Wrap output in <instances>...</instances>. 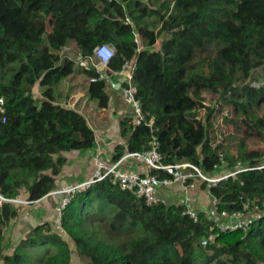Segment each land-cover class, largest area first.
<instances>
[{
    "label": "trees",
    "instance_id": "16d2710c",
    "mask_svg": "<svg viewBox=\"0 0 264 264\" xmlns=\"http://www.w3.org/2000/svg\"><path fill=\"white\" fill-rule=\"evenodd\" d=\"M70 42L83 56L98 44H112V70L134 62V97L144 120L154 117L152 127L121 118L126 141L114 147L112 159L148 148L153 138L164 162L188 161L206 171L214 169L220 151L225 172L237 161L252 166L264 159L262 149L224 148L213 127L217 113L227 109L225 121L250 136L263 135L264 113L255 110L264 107V86L251 83L254 70L264 67V0H0L5 197L41 199L54 190L65 154L96 144L85 115L61 101L55 85L83 75L79 86L99 108L109 106L106 87L113 86L94 67L60 58ZM202 93L216 100L204 104ZM200 185L209 188L218 211L240 210L248 201L254 212L249 229L220 231L203 211L194 219L183 203L149 205L106 177L71 198L60 224L56 215L36 224L9 251L2 250L5 230L20 214V203L4 201L0 264H73L71 245L86 264H264V169ZM203 238L210 243L203 245Z\"/></svg>",
    "mask_w": 264,
    "mask_h": 264
},
{
    "label": "built area",
    "instance_id": "2783aa9c",
    "mask_svg": "<svg viewBox=\"0 0 264 264\" xmlns=\"http://www.w3.org/2000/svg\"><path fill=\"white\" fill-rule=\"evenodd\" d=\"M108 1L117 3L123 2V0ZM74 46L73 43L72 48H76L77 51L75 54H61L59 55L60 58H68L76 65L83 68H89L90 66L94 67L98 72L99 79L105 78L108 81H119L124 99L131 105L133 123L139 125L144 122V124L152 127L154 117L152 116L150 120H144L141 104L134 97V88L131 84L134 62L132 64H124L120 70H112L109 68V62L115 55V48L112 44L102 43L96 45L90 56H83L78 48ZM66 47L67 45L64 46V48ZM260 84L264 86V78L261 79L260 83H251L253 86H259ZM204 104L207 103L205 102ZM225 115L226 114H222V116ZM5 121L6 107L4 99L0 97V123H4ZM215 125L217 127V123L214 121V129ZM216 131L217 130H214L215 137L218 138ZM158 146V141L153 138L149 142L148 148L142 151L125 150L118 159H112V156L109 159L104 158L103 151L99 147L95 148V150L90 149L88 155H91V162L94 167L92 175L83 182L75 185H65L59 189V192H61L63 196L55 210L58 224H60L62 209L65 208L76 193L88 189L93 183L103 180L106 177H109L111 182L117 185L119 189L123 191L129 190L133 192L136 197L143 198L147 204L151 205L158 203L169 204L167 197L161 195L162 190L167 191L168 188L172 189L175 186H182L186 192L187 189L195 183H207L209 187L217 186L220 181L232 177L239 172L264 169V159L260 163L252 166L237 161L230 171L225 172L223 169L227 164V160L225 154L221 151L218 154V163L213 165L214 169L212 171H206L202 167L188 161L166 163L164 162L163 155L159 151ZM131 160L138 162L142 169H132L128 165ZM152 171H155V173H152ZM185 199L187 198L185 197ZM4 201H13L23 204L31 203V201L27 200L9 199L0 193V207ZM212 201L213 206L203 212L217 223L220 231H247L249 229V224L254 218V212L251 211L248 201L242 200L241 209L232 212H227L225 210L218 211L216 199L214 197H212ZM186 213L194 219L197 218V211L189 207H187ZM208 243H210V241L207 238H203L202 244L207 245Z\"/></svg>",
    "mask_w": 264,
    "mask_h": 264
},
{
    "label": "rangeland",
    "instance_id": "374dc122",
    "mask_svg": "<svg viewBox=\"0 0 264 264\" xmlns=\"http://www.w3.org/2000/svg\"><path fill=\"white\" fill-rule=\"evenodd\" d=\"M69 17L70 18H74L77 21L79 20L78 17H76L75 15H73V13H69ZM73 42H70L66 48H62L60 50L59 55H66V54H75L76 48L73 49L72 48ZM75 47V46H74ZM78 68V67H77ZM75 68V70L77 71L78 69ZM254 74L257 76V79L253 82L256 83H260L261 79L264 78V67L258 68L256 70H254ZM84 79L83 75H78L76 78L74 79H63L62 81L58 82L55 85V94L59 97V99L61 101H65L66 105L69 104V106H73V101L75 100V96L73 95H77L78 96V103L77 105H75V108H78L79 110H82V112H84L86 114V117L88 119V121L90 122V124L94 127V122L92 121V119L90 118L91 116L93 117L94 113H96L97 115L99 114L98 112V105H97V101L96 99L93 98H88L87 95L85 94V89L84 86H79L80 85V80ZM262 85V84H260ZM259 85V86H260ZM106 91L109 93L110 95V102H109V107L106 109V111L103 112L104 116L109 117L111 116V118H113L115 116V113L118 116H124L121 118H125V117H132L133 115V111L131 108V105L124 99V96L121 92V89L118 90H114L111 89L110 87H106ZM74 93V94H73ZM73 94V95H72ZM70 95H72L70 97ZM36 96H40V93L37 94ZM202 96H205L206 99V103L209 104L210 99H212L213 101L216 100L217 96H213L210 93H202ZM84 105L83 107H81V105ZM90 111V112H89ZM230 114L231 110H227V109H223V111L218 112L217 114H219V118L218 120H215V122L217 123V127L215 125V130H217V136L218 138H216L217 142L222 141V139L224 138L223 145H225L224 148L227 147H238L241 150H248V149H262L264 150V129H263V135H254V136H250L247 133H244L243 131V127H237L234 126L232 124H230V122L225 121L224 116H222V114ZM256 113L258 114H262L264 113V107H259L258 109L255 110ZM115 112V113H114ZM203 112V110H202ZM201 112V113H202ZM232 117H236L233 116ZM119 118V117H118ZM120 118V119H121ZM105 120L108 119H101L99 121V125L101 129L97 130L96 133L97 135L100 137L102 144L105 146L106 150L108 151V153L111 155L113 148L116 146V144H125V137H122L120 135V124L119 121H115L114 123L110 124L111 127H107V126H102L103 124H105ZM96 130V129H95ZM215 134V133H214ZM221 136V138H220ZM216 143V142H215ZM104 158L109 159L111 158L110 155H106V153H104ZM87 162L89 163V169L87 171V173H91V155L87 156ZM168 190H170V188H168ZM171 191H174V189H171ZM189 192V197H190V202L189 205L192 208H203V207H208L211 203H212V196L210 194L209 188H201L199 186V184H194L192 187H189L188 189ZM26 204L20 203V208L25 207ZM212 207V205H211ZM56 210V209H55ZM46 216V214H45ZM52 216V215H51ZM55 217V214H54ZM46 222V221H45ZM99 231L101 232V234L107 238H113L111 234H109L105 228L103 227H98L96 226ZM18 231V230H16ZM27 233V232H26ZM25 233V234H26ZM25 234H22L25 235ZM8 238H6V241L4 242L5 247L2 248V250L4 251H9V248L12 249L13 246L10 247V245H12L13 243L11 241H9L12 236L9 233V235L7 234ZM21 236V237H22ZM15 243V241H13ZM73 245H71V249H72V256H73V264H86V261L84 259H82L78 253L73 249Z\"/></svg>",
    "mask_w": 264,
    "mask_h": 264
},
{
    "label": "crops",
    "instance_id": "0c3cea01",
    "mask_svg": "<svg viewBox=\"0 0 264 264\" xmlns=\"http://www.w3.org/2000/svg\"><path fill=\"white\" fill-rule=\"evenodd\" d=\"M116 87H113V89L118 90L119 88H116ZM72 95H70V97ZM73 96H75V100L72 103L73 104L72 107L77 105V103H78L77 100L79 99L77 95H73ZM83 106L84 105L82 104L81 107H83ZM107 108H99L98 109L99 114L97 115L96 113H94L93 117L92 116L90 117L92 119V121L94 122V124H93L94 127L90 124L89 121L88 122L94 131L95 143H96L95 146L92 147L91 149L95 150V148L99 147L104 153H106V155L107 154L110 155L108 153V151L106 150L105 146L102 144L100 137L96 133L97 130L101 129L100 128L101 125H99L98 123L101 119L103 120L105 118L108 120H105V124H103L102 126L111 127L110 124L114 123L115 121L116 122L120 121V118L124 117V116L123 115L118 116L114 112L115 116L113 118H111V116L106 117V116H104L103 112L106 111ZM79 111L82 112V110H79ZM82 113L86 117V114L84 112H82ZM86 119H87V117H86ZM125 139H126V137H125ZM113 150H114V148H113ZM88 152H89V150H87V151L78 150V151H70V152L65 154L67 160H66V162L62 168V171L57 176L56 186H55L54 190H52L50 193L46 194L41 199L34 201L32 203L26 204L25 207L20 208V214L18 215V217L11 224H9V226H7L6 230H5V236H7V234L9 235V233L12 236V238L9 241H11L14 244L13 241H15V243H16L19 240V238L22 236V234H25L26 232L30 231L36 224H39V223L45 222V221L50 222L53 219L54 214H55V209L59 205V202L63 196L62 193L59 192L60 187L65 186V185H75L77 183L83 182L86 179H88L92 175V173L94 172L93 163L91 162V164H90L91 168H92L91 173L90 174L87 173V171L89 169V163L87 162ZM91 153H92V151H91ZM112 155H113V151H112V154L110 156H112ZM128 165L134 170L135 169L136 170L142 169L140 167L139 163L136 161H133V160L129 161ZM195 184H199V186L202 188L200 183H195ZM192 186H190V187H192ZM172 189H174V191L170 192L171 189L170 190L167 189V191L162 190V193H161V195H165L167 197V199H168L167 201L169 203H183L187 207H189V208H191L197 212L198 211H204L206 209H210L211 205L213 204V201H212V203L208 207H203L202 209L201 208H197V209L192 208L189 205V202H190V197H189V192H188L189 188L187 189L186 192L184 191V188L182 186H175ZM185 197L187 199H185ZM19 200H21V199H19ZM45 214H46V216H45ZM16 230H18V231H16Z\"/></svg>",
    "mask_w": 264,
    "mask_h": 264
},
{
    "label": "water",
    "instance_id": "95a60500",
    "mask_svg": "<svg viewBox=\"0 0 264 264\" xmlns=\"http://www.w3.org/2000/svg\"><path fill=\"white\" fill-rule=\"evenodd\" d=\"M109 83H111L113 85V87H116V88H119L120 87V82L119 81H112V80H109ZM116 85V86H115Z\"/></svg>",
    "mask_w": 264,
    "mask_h": 264
},
{
    "label": "clouds",
    "instance_id": "9594fccd",
    "mask_svg": "<svg viewBox=\"0 0 264 264\" xmlns=\"http://www.w3.org/2000/svg\"><path fill=\"white\" fill-rule=\"evenodd\" d=\"M119 89H120V87H119Z\"/></svg>",
    "mask_w": 264,
    "mask_h": 264
}]
</instances>
